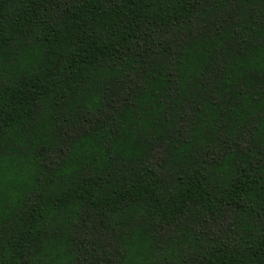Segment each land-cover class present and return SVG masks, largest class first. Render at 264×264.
Listing matches in <instances>:
<instances>
[{
  "label": "trees",
  "instance_id": "trees-1",
  "mask_svg": "<svg viewBox=\"0 0 264 264\" xmlns=\"http://www.w3.org/2000/svg\"><path fill=\"white\" fill-rule=\"evenodd\" d=\"M0 264H264V0H0Z\"/></svg>",
  "mask_w": 264,
  "mask_h": 264
}]
</instances>
